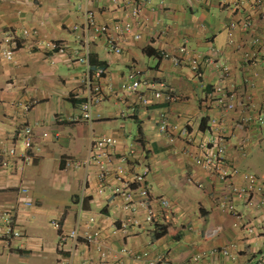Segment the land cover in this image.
<instances>
[{
    "label": "crops",
    "instance_id": "0c3cea01",
    "mask_svg": "<svg viewBox=\"0 0 264 264\" xmlns=\"http://www.w3.org/2000/svg\"><path fill=\"white\" fill-rule=\"evenodd\" d=\"M88 11L97 25H131L130 32L116 36L120 53L106 48L107 34L86 27ZM246 17L254 30L230 28ZM262 33L252 0H0V146L26 125L33 140L27 156L0 155V264H264V54L251 64L241 60L250 38ZM85 38L92 63L106 69L103 100L91 122L78 119L88 92L86 65L74 54ZM50 41L65 44V52L51 51ZM181 46L190 55L180 54ZM211 46L229 66L225 80L216 66L208 64L197 75L187 62L193 55H211ZM10 48L13 57L7 60L3 50ZM170 56L182 61L175 64ZM135 68L142 85L129 92L121 83ZM160 83L175 99L142 104L140 96ZM219 83L248 108L213 107L209 93ZM162 119L185 127L188 135L176 130L169 141L159 129ZM211 125L226 140L227 161L256 175L262 188L249 203H237L242 220L219 207L222 182L207 176L190 155L188 140L197 143ZM105 136L116 143L107 164L111 178L100 192L94 165L66 166L64 159H86L91 142ZM119 167L130 174L148 169L159 213L127 232L120 226L123 200L111 192ZM234 181L246 184L240 174ZM159 197L169 207L161 208ZM25 199L32 205H24ZM91 216L94 222L88 223ZM55 220L64 232L98 230L103 258L82 238L59 244ZM225 248L229 255L221 252Z\"/></svg>",
    "mask_w": 264,
    "mask_h": 264
},
{
    "label": "built area",
    "instance_id": "2783aa9c",
    "mask_svg": "<svg viewBox=\"0 0 264 264\" xmlns=\"http://www.w3.org/2000/svg\"><path fill=\"white\" fill-rule=\"evenodd\" d=\"M253 7L258 11L259 20L261 22L262 34L253 35L249 40V50L242 52L241 60L244 64L253 63L259 53L264 54V0H252ZM139 12L138 8L132 10V14L137 16ZM86 27H93L100 31L102 34H107L105 38L106 48L114 53H120L121 48L116 43V36L118 34L130 32L131 25L129 24H114L113 27L106 25L95 24L91 13L88 11L85 14ZM240 27L242 30H254L252 21L246 17L238 22H232L230 28ZM76 28V27H75ZM27 34V31H24ZM137 37V36H135ZM229 44L233 45L232 33L229 32ZM83 47L81 52H75L74 58L86 65L85 76L83 83L88 92L87 97L82 102L80 107L79 120L91 122L93 108L103 100L102 84L101 80L106 74L105 67L97 66L92 68L90 65V48L89 40L85 38L83 40ZM14 44V42L12 43ZM47 47L51 51L57 53L65 52V44L58 41H50L47 43ZM13 48L3 50V56L7 60H11L13 57ZM211 55H193L187 58V62L190 68L197 74L201 75L202 68L206 65H213L219 69L220 77L225 80L229 74V66L221 60V51L215 46L210 47ZM179 53L184 55H190L185 46L179 48ZM164 57H169L168 54H164ZM175 64H179L182 61L181 56H170ZM141 71L139 68L133 69L127 75V80L121 83L124 90L129 92L137 91L142 85L140 79ZM248 86H253L252 81L246 80ZM159 88H152L148 90L147 94L141 95L140 99L142 104L148 105L157 100L172 101L175 99L172 89L165 86L164 83H160ZM210 99L213 103V107L221 108L222 110H231L237 107L239 104L243 109L248 108L245 103H237L233 94H228L223 89L222 84H216L209 93ZM264 108V106H263ZM214 123V121H213ZM160 131L165 134L169 141H174L173 132L176 130L183 136L188 135V131L183 126L177 124H170L164 119L159 123ZM43 137H47V133L42 134ZM193 142L194 150L190 154L195 164L207 175L216 177L222 182L223 188L221 189V195L219 199V207L231 214L233 217L242 220L243 215L237 209V203L239 201H246L249 203L251 199L261 191V185L256 175L250 172H241L237 167L229 163L225 157L226 140L224 136L220 134L216 126L211 125L209 127L208 135L203 136L196 143ZM116 140L113 137L105 136L94 139L89 147L88 156L82 161L72 160L70 158L64 159L66 166L83 165L85 167L95 166L97 173L96 179L99 185V191L101 192L103 187L110 179L109 169L107 164L111 156V150L114 148ZM33 147L32 140V128L29 125L24 126L15 136L8 140L7 145L0 146L1 156H27V152ZM120 162L123 163L126 160V156L120 158ZM124 164V163H123ZM148 169L145 168L140 173L128 172L127 168L119 167L115 170L112 178L115 180V184L111 188L112 195L119 196L123 200V208L126 212V216L121 221V229L123 232H127L129 229L144 223H151L158 216L153 206V199L150 195V188L147 182L146 176ZM240 174L246 184L244 186L238 185L234 181L235 175ZM193 183L198 187L202 186V182L199 180H193ZM22 192H26V186L21 187ZM158 205L165 209L169 207V200L164 197L156 199ZM24 205H32L30 199H25ZM94 222V217H89L88 223ZM52 225L59 231V244L71 240L76 242L82 238L89 245L93 246L100 252L101 257L104 256V251L99 241V231L92 230L88 226L84 230L75 227L67 232H64L58 221H53ZM12 234L18 236L19 233L12 231ZM222 253L229 255L227 248L221 250ZM149 264H155V261H150Z\"/></svg>",
    "mask_w": 264,
    "mask_h": 264
},
{
    "label": "trees",
    "instance_id": "16d2710c",
    "mask_svg": "<svg viewBox=\"0 0 264 264\" xmlns=\"http://www.w3.org/2000/svg\"><path fill=\"white\" fill-rule=\"evenodd\" d=\"M90 65H91L92 68H95V66H96V67H97V66L104 67V64H102V63H100V64H94V63H92L91 58H90Z\"/></svg>",
    "mask_w": 264,
    "mask_h": 264
}]
</instances>
